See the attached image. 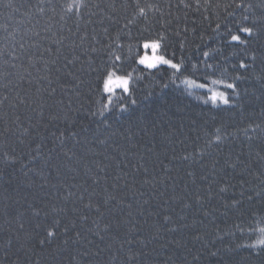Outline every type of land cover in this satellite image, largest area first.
<instances>
[{"label": "trees", "instance_id": "1", "mask_svg": "<svg viewBox=\"0 0 264 264\" xmlns=\"http://www.w3.org/2000/svg\"><path fill=\"white\" fill-rule=\"evenodd\" d=\"M84 2L77 15L66 11L71 0H0V99L27 101L0 105L13 129L5 136L0 119V260L22 222L35 249L26 256L14 240L9 252L42 264L37 240L59 220L58 233L68 225V236L86 237L67 245L58 237L62 264H109L125 238H147L144 264H264L262 246L241 247L264 239V40L231 39L262 22L264 0ZM153 41L179 70L139 63ZM106 71L131 75L136 105L117 107L129 93L105 92ZM108 194L116 199L104 204Z\"/></svg>", "mask_w": 264, "mask_h": 264}, {"label": "snow or ice", "instance_id": "2", "mask_svg": "<svg viewBox=\"0 0 264 264\" xmlns=\"http://www.w3.org/2000/svg\"><path fill=\"white\" fill-rule=\"evenodd\" d=\"M87 7H88V5L84 2V0H71V3H69L66 7V11L71 13V12H73V10H75L74 14L79 15L80 9L81 8L86 9ZM137 7L139 8L140 14L144 15L145 14L144 8H140L139 4H137ZM247 7H248V9H252L253 6L249 4ZM244 19L248 20L249 17L245 16ZM238 32L246 34L247 38H242L241 35L237 34V35H232L231 39L233 41L239 42L242 45L248 46V45H251L253 43V41L264 40V16H262V22L259 23L258 25L254 21L252 26H242L238 29ZM143 47L146 49L150 48L153 50V52H155V50L160 47V43L158 41H153L151 43H145L143 45ZM262 54H264V51H262ZM255 58H256L255 55H253V57H252L253 61L255 60ZM115 59L119 60L120 57L117 56ZM139 63L142 65L146 64L149 68H155L157 66V64L162 63V64H166V65H171V67L173 69H176V70L180 69L179 64L172 63L171 60L165 59L163 55H160V56L153 55L151 57L144 56V57L140 58ZM12 67H15V65H12ZM239 67L243 68V69H247L248 65L245 64L243 61H241L239 64ZM8 75H11V73H8ZM246 78L247 77H244V76H236L233 79H234V81H237V80H242V79H246ZM131 79H132V77L130 74L118 75L116 71H106L104 77H102L103 90L105 92L112 94L116 91V89H121L123 92L129 93L128 97H118L117 98L119 100V104H117V107H119L121 104L125 106L122 110H127L129 105H136L139 102L138 99L131 98L132 94L130 93V88H129V84H130ZM166 86L167 85H165V87ZM201 87H203V85H201ZM227 88L234 90V94L236 96H238V97L240 96V92L237 90V84L235 82L227 84ZM218 98L220 100H222L225 105L230 104V99L225 93L213 92V94L211 96V100L216 101ZM144 99H147V95H145ZM26 102L27 101H24V100L18 101V103H26ZM6 103L9 106H18V103H14L12 100H10V98L8 96H5L3 99H0V105H4ZM109 103H112V101L110 100ZM102 112H103V110H101V114H102ZM0 119H5L6 127L4 129L3 134L6 136L8 133L13 131V129L10 126L9 121L7 120L6 117H0ZM18 121H19V117H17L16 121H14L12 123H15ZM217 132H219V129L217 130ZM73 135H75V133H73ZM221 139H222V137L217 135V140L219 141ZM202 155H203V152H201V156ZM4 156L7 158L8 153L5 152ZM183 159H188V157H183ZM232 167H235V165L233 164ZM144 171L147 172L148 169L145 168ZM3 175H4V173L0 172V177H2ZM190 175H191V173H190ZM117 179H119V177H117ZM144 183H151V181L145 180ZM221 191H227V188H222ZM71 195H74V194L70 192L69 196H71ZM92 195H95V193H93ZM256 195L259 196V195H261V193L257 192ZM78 198L81 200L84 199L83 195H80ZM252 198L253 197H249V199H252ZM115 199H116L115 196L108 194L105 197L103 203L108 204L111 200H115ZM85 207L86 208L96 207L97 212L98 213L100 212V204L97 203L94 205L91 199H89V202L85 205ZM128 207L130 208L131 205H128ZM54 210L58 211V212L65 211L64 208H58V209H54ZM34 214L36 216H39L40 215L39 210H36ZM100 215L103 216V213H100ZM129 215H131V213H129ZM88 219H89V217L87 215H81L80 216L81 221L86 222ZM164 219L167 221H171L170 216H165ZM93 223L96 224V221H93ZM59 226H60L59 220L55 221L54 225H51V226L44 229L45 235H43L41 238H39L37 240V243L40 245V249H41L39 252V255L43 258L42 264H62V261L57 259L58 253L61 250V245L58 242V237L60 235H64L66 237L62 241V243L64 245H67L70 240H72L73 243L78 244L81 242L82 239H86V237L84 236L82 231H76L75 232V238H73L72 236H68L67 234L71 230L68 225H64L62 234L58 233L57 228ZM71 227L75 228L76 227L75 223H73ZM97 228H99V225H97ZM18 229L24 230L23 234H21V232L19 230H17L14 237L6 239V241H5L6 247L4 248V257L5 258L3 260H0V264H20L21 258L17 255V253L16 252H11V253L9 252L10 248L15 247L14 240L16 243H19L20 249L25 251L26 256L28 255V253L34 251L35 245H33L31 243L32 239L34 238L33 233L31 231L25 230V225L22 222L19 223ZM111 229H112V225L109 223V224L104 225V228L102 231L110 234ZM169 231H174V229H169ZM261 232L264 233V229H261ZM95 235L97 237H99V239L101 241H103L105 239V236L101 235L100 231H97L95 233ZM113 238L115 239V237H113ZM197 238H199V237H197ZM89 243H93V241H89ZM174 243H177V246H182L177 241H174ZM132 244L141 245L142 247L134 249L131 247ZM126 245L128 247L125 251L124 260H123L122 264H144V261L141 258L146 255V253L143 251V247H147V238L141 239V240L125 238L119 244L116 252L112 256V260L109 261V264H113V262H115V264H121L120 259H119L120 251L124 250ZM257 245L262 246L260 248V250L256 253L257 255H260L261 252H264V239H258L255 244L241 245V247L255 248ZM109 247H111V245ZM89 255H95L98 257V256H100V251L98 250L94 254L89 253L87 251H85L83 253V256H89ZM13 256H15L16 259L13 260L11 258ZM46 256L51 257V261H49L46 258ZM169 259H171V257ZM193 259L197 260L198 257L194 256ZM30 264H41V261L30 259ZM69 264H85V262L82 261L81 259H77V258L73 257L69 261ZM88 264H91V262L89 261Z\"/></svg>", "mask_w": 264, "mask_h": 264}, {"label": "rangeland", "instance_id": "3", "mask_svg": "<svg viewBox=\"0 0 264 264\" xmlns=\"http://www.w3.org/2000/svg\"><path fill=\"white\" fill-rule=\"evenodd\" d=\"M156 52H157V49L155 50V52H153V50H152V52H151V54L149 55V57H151V56H153V55L158 56V54H157Z\"/></svg>", "mask_w": 264, "mask_h": 264}]
</instances>
